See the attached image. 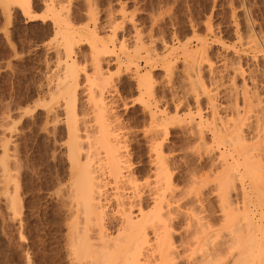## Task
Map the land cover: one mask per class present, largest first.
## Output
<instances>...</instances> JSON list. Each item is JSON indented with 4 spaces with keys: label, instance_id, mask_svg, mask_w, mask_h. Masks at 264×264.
<instances>
[{
    "label": "rangeland",
    "instance_id": "obj_1",
    "mask_svg": "<svg viewBox=\"0 0 264 264\" xmlns=\"http://www.w3.org/2000/svg\"><path fill=\"white\" fill-rule=\"evenodd\" d=\"M57 1L63 8L62 20L70 22L68 25L81 36L78 35L80 40L77 38V43L72 44L73 51L63 46L66 44L61 41L60 24L58 26L45 10L42 0H29L27 15L20 10L19 0H14L13 5L0 0V170H3L0 171V264H27V261L66 264L63 252L68 222L66 190L70 183V158L67 150L69 115L64 108H70V97H74L75 120L77 127L80 124L78 129L82 128L78 133L84 136L94 117L91 97L98 89L93 87L100 83L94 80L91 71L94 55L87 37L96 36L107 42L112 37L110 29L113 26L115 45L113 49L110 46L112 53L106 58L110 61L102 67L108 84L106 89L104 87L105 116L107 114L110 126L120 125L119 130L125 132L124 135L119 131L122 140L125 138L126 158L128 156V163L131 162L132 176L139 181L145 176L153 181L145 135L156 126L163 133L164 129L167 131L162 137L163 153L168 158L171 186L177 191L175 200L177 197V200L183 199L178 200L173 209L177 211L171 214L169 242L179 256H176V264H182L179 246L186 225L183 212L190 213L193 208L212 227L205 241L190 254L193 258H202L207 249H217L215 246H220L226 236L230 238L229 229L226 231L223 225L228 205L235 220L237 218L234 227L239 230L241 223H245L243 234L241 229L237 236L232 234L242 235L243 254L248 253L253 237L264 242V156L263 153H260L262 157L257 156L264 151V131L259 138L253 136L255 109L244 98V90L247 96L253 92L264 107V0ZM137 37L140 47L133 53L131 43ZM63 61L67 66L72 64L69 70L77 69L73 70L77 72L73 97L67 95L71 88L68 92L62 91L64 94L60 91V96L55 93L57 91L53 92L56 66ZM231 68L239 69L241 75L235 76ZM230 82L237 94L231 99L224 92ZM72 88L74 90V86ZM213 93L214 100L210 97ZM50 97L57 98L53 101ZM212 103L214 108L210 106ZM235 104L240 109H237L239 114L242 112L241 119L246 116L244 121L251 122L252 129L243 136L246 150L250 148L245 159L252 162L242 166L243 155L238 157L239 163L233 170L242 178L232 189L227 186L221 163L229 159L227 154L237 153L241 147L234 144L235 147L232 144L224 147L222 143L229 138L223 139L221 133L222 136L212 134L210 123L212 119L218 125L220 120L233 119L234 113L231 112L230 117V111ZM51 107L55 115L49 112ZM149 113H154L155 118ZM263 115L264 109L261 125L264 124ZM82 126L87 127L85 133ZM226 191L230 192L228 200L224 197ZM220 197L226 206L220 204ZM234 227H231L233 232ZM148 238L153 240L151 234ZM150 251L147 255L153 264L158 255ZM216 259L213 264L226 262L223 256H216Z\"/></svg>",
    "mask_w": 264,
    "mask_h": 264
},
{
    "label": "bare ground",
    "instance_id": "obj_2",
    "mask_svg": "<svg viewBox=\"0 0 264 264\" xmlns=\"http://www.w3.org/2000/svg\"><path fill=\"white\" fill-rule=\"evenodd\" d=\"M5 1L7 4L13 5L15 3L14 0H5ZM58 2L59 1H57V0H42V5L45 8V10H47L51 14L52 18L55 20V23L58 24V26L60 24L59 27L58 26H56V27H58L61 31H63L62 32L63 34H61V36H62L61 41H62V44L64 41V43L66 45H63V46H67L68 50H69L71 47H73V45H75V42L77 43L76 39L79 38L80 35H79V31H77V30H75L69 26L70 22H68L69 23V25H68L67 22L65 23L62 20V17L64 16V15H62L63 14L62 13L63 8L59 5L60 3H58ZM18 3L21 4L20 10L23 11L24 15L25 14L27 15L28 10H29V6H30L29 0H19ZM93 24H95V22H93ZM111 28L112 29H110V30H112V31L110 33L112 34V37H110V39L107 42L103 39L102 40L98 39V37H96V36L87 37L89 39V40L87 39V41L89 43V45H88L89 49H90L91 53L94 55V57L91 60V69H92L91 71H92V74L94 76L93 77L94 80L96 82H98V83L100 82V83L98 84V86L93 87V88L98 89L97 93L92 92L93 96L91 97L92 101H93L92 102L93 103V106H92L93 107V115L92 116H94V117H93V120L90 122L91 126L89 125L90 126L89 130H86L87 129L86 126H88L87 124H84V125H86L84 127L82 126L84 128L83 129L84 133H85V130L88 131L85 134L83 133L84 136L81 135L83 137H81L78 133V130L80 129V128L78 129V127L80 126V124L77 127L78 124H77V120H75L76 119L75 118L76 113H75V109H74L75 108L74 107L75 102H74V97H73L74 93H72V92H75V90H76L75 86L77 84V72L75 73L74 71H77V69L74 68L73 69L74 71L69 70L70 69L69 66L71 65V67H72V64L67 66L68 64L66 63V61H63L64 63L58 62L57 66H56V70H57L58 74L56 73V78L54 80L55 84L53 87L55 89L53 92L57 91L55 93L59 95L60 91L61 92L63 91L65 93V92L69 91L67 89L71 88L72 91H70V92L72 94L71 93H68V94L66 93V94L72 95V97H73V98L70 97L71 101L69 100L71 102L70 108H66V109L64 108V111L67 112V115H69V118L67 115H66V117L69 119V121H68L69 126H68V130H67L69 143L67 145L68 146L67 150H68L69 158H70V166L68 168L69 169V181H70V183L68 185V189L67 190L65 189L67 191L66 192V201H67V208L66 209L68 212V214H67L68 215V222L65 224L66 225V228H65L66 234H65V241H64V252H63L64 256H65V262H66V264H152L149 261V256L147 255V251L151 250V251L155 252V254L157 253V255H158L157 258H154L155 259L154 262L152 261L153 259L151 260L153 262V264H176V259H178L179 256L176 253L177 250L175 251V248H173L174 245L172 244L173 246L171 247V244L169 242L171 239L170 238V236H171L170 228L172 226L171 221L173 220V217L171 216V214H172V211L173 212L177 211V210L174 211L173 209H175V207H177V203L182 198L181 199L179 198L180 200L178 199L179 200L178 201L177 200L178 197H177L175 200V193L177 191L174 188H172V186H171V181H170L169 171H168V158L166 156H164L163 146H162V141H163L162 137L167 135V133H165L166 130L164 129V133H163L162 129H161V128H163V125H162L163 122L161 124L162 126H160L161 128L159 127L161 130H159L156 125H155L156 128L151 126V128H154V129H152L150 132H148L147 136L145 135V139H146L145 141L148 145V152H149L148 160H149V165L151 167L150 172L152 174V180L153 181L151 182V181L147 180L146 178H148V176L147 177L145 176V178L142 181H139L135 177L132 176L133 171L130 168L131 162L128 163L129 162L127 159L128 156L126 158V151H125V144H124L125 138H123V140H122V135H121V133L124 134L125 132L123 133L121 130H119L120 125L114 124V126H117V127H113V125L110 126L111 125L110 121L107 119L108 117H106L107 114L105 116L106 111H105V104H104V101H105V95L104 94H105L106 90L104 91V87L106 89L108 84L106 83L107 80L104 79L105 73L103 72L102 67H103V64L107 63L108 60H106V58L109 55H111V53H112V51H110V46L113 49L112 46L115 42L114 26ZM61 31H60V33H61ZM91 35H94V34H91ZM136 39L137 40L133 39L135 41H133L131 43L132 48H133V53H136L137 48L139 49V47H140L139 46L140 42L138 43V40H139L138 37ZM78 40H80V38ZM123 48H124L123 43H121L120 49L123 50ZM70 50H72V49H70ZM149 52H150V50H149ZM123 53L127 54L126 51H123ZM69 54H71V53H69ZM146 54H147V52H146ZM65 57H66V55H65ZM208 67L211 68L210 65H208ZM231 69L233 70V68H231ZM233 72H234L235 76L241 75V72L239 69H235V70H233ZM216 74L218 75V73H216ZM235 76H234V78H235ZM215 80L218 83V80L217 79H215ZM101 82H102V84H101ZM136 82L138 85L140 84L139 78L136 79ZM230 84H231V82H230ZM73 86H74V90L72 88ZM215 86L216 85H214L213 88L215 90H217V88H218L217 86H219V85L217 84V86H216L217 88H215ZM225 86H227V85H225ZM234 88H235L234 85L231 84L228 87H225V89H224V92H227L226 94L228 95L229 99H231L233 96L236 97V95H237V94L235 95L236 88H235V90H234ZM243 88L245 89V87H243ZM144 89H145V87H144ZM146 90H147V87H146ZM246 92L244 90V93L246 95V97H244V98L246 100L248 99L250 104H251L250 107L251 108L253 107L255 109L254 110V116L252 113V116L254 117L253 119L256 118L255 119L256 123H255V127H254L255 129L252 130L253 136L255 135V136H257V138H259L258 137L259 134L264 131V126H262L264 124H262V125L260 124V117L262 118L261 115H262L263 109H264V107L262 106L263 103L261 102V99L258 98L257 94H255V93L253 94V92H252V93H248L249 95L247 96ZM249 92H251V91H249ZM223 94H225V93H223ZM243 94H242V97L245 96ZM210 97L212 100H214L215 93H213ZM54 98H57V97H52L50 100H53ZM94 98H96L95 101L93 100ZM56 101H58V100H56ZM58 104L60 105V103H58ZM63 105H65V104H63ZM236 105L237 104H235L234 107L231 106V109L233 111H230V113L231 112L234 113L233 119H230L227 121L220 120L221 122L219 121L220 122L219 125H218V123H215V122H217V121H214L215 119H212L213 121H212V123H210L211 124L210 125V128H211L210 131L212 134H215V135L216 134H219V135L223 134L224 135L223 139L225 136H226L225 139L227 137L229 138V139L225 140V143H222V144H224V147L229 148L230 144L238 145L239 147H241L240 149L237 148L240 150V152H239V150H237L239 153L238 152L237 153L230 152L229 154H227L229 159H225L223 162L221 161L222 162L221 164L224 167L222 165H220V167L221 166L223 167V168L221 167V169L226 173V179L228 181L227 186L231 187L232 189L235 188L234 186H235L236 182H239L240 179L242 178V176L240 178L233 170L234 167L237 166L239 163L238 157H241L243 155V163L240 162L242 166H243V164L245 165V163L252 162V161H249V159L247 162V158L245 159V156H247L246 153H248L250 148H249V150L247 148L248 151L246 150L247 144H246V142H245L246 140L243 136L245 132H248V130L252 129L251 128L252 126L250 127L251 122L246 123L247 121L246 122L244 121L245 120L244 118H246V116L243 119H241L242 116L240 117V114L242 112H240V114H239L238 110L240 111V109H238V106H236ZM210 106H212V108H214L213 106H215V105L212 103V104H210ZM57 108L58 107H56V109ZM212 108L210 107V109H212ZM52 109L54 111H52ZM224 109H222V110H224ZM231 109L229 108V110H231ZM49 112L50 113L53 112V114H54L55 109L51 107V110ZM150 115L154 116L155 114L153 113ZM231 115H232V113L230 114V117H231ZM154 118H155V116H154ZM212 118H213V116H212ZM225 119H227V118H225ZM248 121H251V119ZM92 122H93V124H92ZM78 123H79V121H78ZM83 123H84V121H83ZM81 125H83V124H81ZM207 126H209V125H207ZM156 129H158L159 131ZM124 135H123V137H125ZM263 135H262V137H263ZM220 139H218V140H220ZM223 139H221V141ZM122 142L124 145L122 144ZM223 142H224V140H223ZM234 142H237V144H235ZM242 144H243V147H242ZM255 144H256V142H255ZM234 147H232V148H234ZM242 148H243V151H242ZM251 149H253V148H251ZM234 150H236V149H234ZM251 151L254 152V150H251ZM240 153H241V155H240ZM260 153H263V156H264V151H262V150H261V152H259V155H257V156L262 157V154H260ZM209 154L212 155V153H209ZM221 157H223V156H221ZM223 158H225V156ZM262 158L264 159V157H262ZM253 159L255 160V158H253ZM256 160H257V158H256ZM260 160L261 159H259V162H260ZM262 162H264V161H262ZM211 165H214V164H211ZM256 169H258V168H256ZM0 171H3V170L1 169ZM239 174L241 175V173H239ZM260 174H262V173L260 172ZM261 177H262V175H261ZM263 177H264V175H263ZM198 179H201V178H198ZM5 180H7V179H5ZM194 180H197V179L194 178ZM219 182H221V181H219ZM206 185H208V184L206 183ZM192 186H194V185H192ZM192 186H191V188H192ZM228 189L231 190L230 188H228ZM15 190H17V189H15ZM223 191H224V189H223ZM226 192H228V191H226ZM240 192L243 195V187L242 186L240 188ZM229 193L230 192L227 193L228 195L226 193H224V195L226 194V196H224V197L227 200L229 199V197H228ZM7 195H8V193H7ZM188 195H189V193H188ZM222 197H223V195H222ZM226 197H228V198H226ZM220 199H221V197H220ZM222 200L223 199H221L219 201L221 202ZM227 200H224V201H227ZM187 201H189V200H187ZM64 203H65V201H64ZM225 203H229V201L225 202ZM190 204H192V203H190ZM220 204L222 205V204H224V202L223 203L221 202ZM178 206L181 207L180 205H178ZM186 206H188V205H186ZM189 206H191V205H189ZM222 206L224 207V206H226V204H224ZM229 206L230 205H228L229 209L227 208L228 209L227 211L224 210V214L227 212V213H230V215L229 214H226V215L223 214V222H224L223 225H225L226 231H227V229L231 230V227H234V220H235L234 215L231 214L232 208H231V211H229L230 207H231V206L230 207ZM193 209H191L192 212L189 211L190 213L183 212L184 217L186 218V220H185L186 225L184 226L185 227L184 235H183V238L181 239V242H180L181 244L179 246L181 248L179 250H181L182 264H213L217 260L216 256L220 257V258L223 256V258L226 259V262H224L225 260L222 259L223 264L224 263L225 264H264V242L260 241V239H257L256 237L250 236V238L253 237L250 248L248 250V248H246L248 245L244 246L245 249L248 250V253L247 254L245 253L246 255L243 254V246H242L243 245V237H242V235H239L241 238L239 236L236 237L238 235L240 229H241V233L243 232V225L245 224V223L243 224V222L241 223V227L239 230H237L234 227L235 231L237 230L236 231L237 233L235 231L233 232V230H234L233 228H232L233 230H231L232 233L229 232V230H228V234L231 235L230 238H227V236H226V238H224L223 241L220 243V246H218V245L215 246V247H217V249L213 248L210 251H207L208 250L207 249L206 250L207 252L205 251L204 252L205 254H202V256L203 255L204 256L202 258H199V259H196L195 257L193 258V256H190V254L192 255L196 251V249H197V247H199L200 243L205 241L206 237L211 232V228H212L210 224L205 223L206 221L204 219H206V218L200 217L201 215L199 216L196 212L193 211ZM223 209H225V208H223ZM183 214H182V216H183ZM176 215H179V214H176ZM236 221H237V218H236L235 222ZM240 222L241 221H239V223ZM249 224H248V226H249ZM258 229H259V227H258ZM251 231H252V229H251ZM150 234L152 235L153 240L148 238V236ZM182 234H183V232H182ZM232 234L233 235L237 234V235L233 236ZM254 238H256V239H254ZM245 249H244V251H245ZM199 250H200V248H199ZM233 250L235 251V254L232 253ZM176 256H178V257H176ZM181 258H180V260H181ZM227 260H228V262H227ZM220 262H221V260H220ZM27 264H31V263L29 261H27ZM217 264H221V263H217Z\"/></svg>",
    "mask_w": 264,
    "mask_h": 264
}]
</instances>
